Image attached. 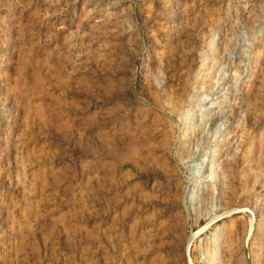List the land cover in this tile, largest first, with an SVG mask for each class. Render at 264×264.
<instances>
[{
  "label": "rangeland",
  "instance_id": "rangeland-1",
  "mask_svg": "<svg viewBox=\"0 0 264 264\" xmlns=\"http://www.w3.org/2000/svg\"><path fill=\"white\" fill-rule=\"evenodd\" d=\"M0 264H264V0H0Z\"/></svg>",
  "mask_w": 264,
  "mask_h": 264
}]
</instances>
